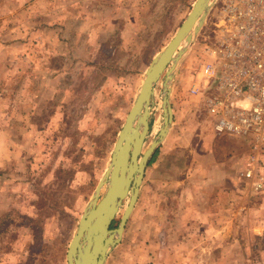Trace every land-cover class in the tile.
<instances>
[{"label": "rangeland", "instance_id": "obj_1", "mask_svg": "<svg viewBox=\"0 0 264 264\" xmlns=\"http://www.w3.org/2000/svg\"><path fill=\"white\" fill-rule=\"evenodd\" d=\"M194 1L0 0V264H67L144 72ZM212 4L174 70L177 116L105 264H264V189L240 177L250 142L216 135L190 92L214 59L222 0ZM164 76L141 155L163 124Z\"/></svg>", "mask_w": 264, "mask_h": 264}, {"label": "water", "instance_id": "obj_2", "mask_svg": "<svg viewBox=\"0 0 264 264\" xmlns=\"http://www.w3.org/2000/svg\"><path fill=\"white\" fill-rule=\"evenodd\" d=\"M211 0H195L190 12L162 51L154 55L144 72L142 84L118 132L110 160L94 192L84 207L76 230L69 242L65 259L67 264H105L112 248L120 243L125 224L136 203L145 167L158 146L164 141L173 123L170 93L175 84L174 70L186 53H176L180 42L190 44L193 35L204 25L213 4ZM214 2V0H213ZM197 21V26L194 23ZM176 54V55H174ZM169 66V67H168ZM168 67V68H167ZM166 71L162 83L163 124L156 139L140 156L149 132L154 85ZM134 122H137L133 127ZM125 168L128 170L125 171ZM105 187V192L101 190ZM129 195V197H128ZM128 204L116 228H111L124 200Z\"/></svg>", "mask_w": 264, "mask_h": 264}, {"label": "built area", "instance_id": "obj_3", "mask_svg": "<svg viewBox=\"0 0 264 264\" xmlns=\"http://www.w3.org/2000/svg\"><path fill=\"white\" fill-rule=\"evenodd\" d=\"M218 38L203 66V82L191 88L213 118L216 135L249 140L240 177L254 192L264 189V0H222ZM261 168V173H260Z\"/></svg>", "mask_w": 264, "mask_h": 264}, {"label": "bare ground", "instance_id": "obj_4", "mask_svg": "<svg viewBox=\"0 0 264 264\" xmlns=\"http://www.w3.org/2000/svg\"><path fill=\"white\" fill-rule=\"evenodd\" d=\"M210 3L212 4V3H213V0H211ZM194 26H197V21L194 23ZM193 36H194V35H193ZM192 39H193V37H192ZM184 42H185V41L182 40V42L179 43L178 48H176V51L179 49V47L181 46V44L184 43ZM191 42H192V41H191ZM190 44H191V43H190ZM190 44H189V45H190ZM189 45L185 43V45H184V47H182V49H185V48H186V50H187V47H188ZM182 49H179V51L182 50ZM177 53H178V52H177ZM174 55H176V54H174ZM166 71H167V70L164 71V72H165V75H166ZM164 72H163V73H164ZM164 77H165V76H164ZM164 79H165V78H164ZM164 82H165V80H163L162 83H164ZM150 110H151V109H150ZM136 123H137V122H134L133 127H135ZM151 143H152V142H151ZM150 145H151V144H150ZM150 145H149V146H150ZM148 148H149V147H148ZM148 148H147V149H148ZM147 149H146V150H147ZM146 150H145V151H146ZM141 151H142V149H141ZM145 151H144V152H145ZM140 156H141V152H140ZM127 170H128V169L125 168V171H127Z\"/></svg>", "mask_w": 264, "mask_h": 264}, {"label": "crops", "instance_id": "obj_5", "mask_svg": "<svg viewBox=\"0 0 264 264\" xmlns=\"http://www.w3.org/2000/svg\"><path fill=\"white\" fill-rule=\"evenodd\" d=\"M175 74V78H174V81L176 82V73H174ZM172 93H171V105H172V108H173V113H174V119L176 118V116H177V112H178V105H179V103H178V101L177 102H173L172 101V97L174 96V88L172 87ZM175 103V104H174Z\"/></svg>", "mask_w": 264, "mask_h": 264}, {"label": "trees", "instance_id": "obj_6", "mask_svg": "<svg viewBox=\"0 0 264 264\" xmlns=\"http://www.w3.org/2000/svg\"><path fill=\"white\" fill-rule=\"evenodd\" d=\"M155 156V154L153 155V157ZM152 160H153V158H152Z\"/></svg>", "mask_w": 264, "mask_h": 264}]
</instances>
